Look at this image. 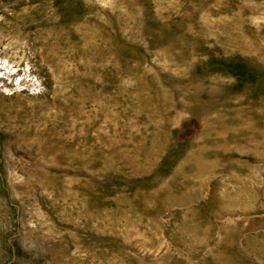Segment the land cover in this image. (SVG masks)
I'll use <instances>...</instances> for the list:
<instances>
[{"label": "rangeland", "instance_id": "obj_1", "mask_svg": "<svg viewBox=\"0 0 264 264\" xmlns=\"http://www.w3.org/2000/svg\"><path fill=\"white\" fill-rule=\"evenodd\" d=\"M0 264H264V0H0Z\"/></svg>", "mask_w": 264, "mask_h": 264}]
</instances>
